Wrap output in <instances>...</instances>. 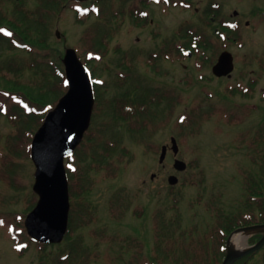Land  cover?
<instances>
[{"label": "rangeland", "instance_id": "obj_1", "mask_svg": "<svg viewBox=\"0 0 264 264\" xmlns=\"http://www.w3.org/2000/svg\"><path fill=\"white\" fill-rule=\"evenodd\" d=\"M3 1L6 4L0 6L3 7L0 10H10L14 2ZM102 1L105 3H100L96 10L101 7L111 16L106 23L96 14L82 19V23L78 21L73 8L88 3V0L68 1L56 14L41 12L42 24L38 28H43L50 46L47 49L32 45L14 49L7 44L8 41L0 42V103H4L7 112H0V264H54L60 254L67 253L69 244L73 248L69 250L64 264H95V261L87 263L93 249H108L110 255L117 254L115 244H96L99 237L91 240L88 235L95 227L104 225L112 229L110 233L117 231L126 238L136 236L140 249L136 248L133 264H149V260H156L158 264H219L213 253H210L211 259L203 261L201 249L212 247L211 252L220 256V245L216 239L218 246H213L215 241L210 230L222 213L244 209L241 200L245 197V190L240 180L243 181L247 172H255L259 168L250 161L257 156L254 150L258 145L254 143L249 148L245 145L258 135L256 132L264 123V66L260 67L252 61L254 54L264 55V21L262 25H257L254 17H261L259 11L264 7V0H186L184 3L189 5L188 10L180 5L165 7L162 3L148 0H145L148 6L142 7L136 0L134 8H141L146 15L145 20L140 21L141 26H136L125 12L133 6L134 0H124L125 11L120 14L115 12L123 0ZM214 2L220 6L218 15L240 20L235 41L220 38L214 31L219 28L217 22L211 21L210 24L209 15L205 12ZM24 6L36 8L35 0H25ZM233 10L237 11V15L233 14ZM192 28L203 33L210 44L208 50L189 48V56L174 50L160 52L165 50L160 46L166 41L169 46L175 42L177 47L187 48L189 38L175 36L174 32ZM100 30L111 34L107 50L103 57H95L88 67L93 69L94 77L99 81L101 101L94 106V110L97 107L96 114H92L89 128L92 137L82 141L72 160L77 159V154L90 152L93 148L98 152V148L108 142L113 144L110 147L114 148L112 153L115 157L121 159V170L113 179H105L101 174L95 176L91 172L88 195L93 220L88 225L76 228V220H81V216H75L71 224L74 229L60 243L39 249L35 243L24 239L16 246L11 234L15 236L24 230L17 222L22 219L23 199L29 201L31 197L34 164L28 157L26 144L29 141L20 137L21 124L15 116L21 113V92L7 90L6 87L11 89L10 82H18L28 85L34 93L50 88L54 78H47V74L55 66L63 68L59 55L64 53L65 47L78 49L83 60L88 55L85 51L89 49L83 45L82 37L87 31L96 35ZM0 32L9 34L4 27L0 28ZM56 32L60 33V37ZM16 42L24 44L19 36ZM223 49L232 52L235 60L229 78H217L211 71ZM200 54L207 59L202 61ZM153 55L155 62L151 60L154 63L150 65ZM122 62L130 67L125 68ZM104 67L110 70H104ZM251 69L254 74H251ZM257 74L261 75L258 82L254 78ZM125 77L123 83L120 78ZM252 78L256 84L250 98L230 92L229 89L237 84L247 87ZM136 87L139 94L153 91L158 95L164 94L166 98L159 100L158 108L155 107V129L148 127L132 135L124 126L111 124L109 115L104 116L102 112V104L105 99L133 91ZM48 100L51 103L54 97ZM248 102L253 105L247 111L245 104ZM169 103L172 111L167 116L170 106L165 107ZM171 137L178 144L176 154L171 150ZM162 145H167L166 155L159 162ZM175 158L186 163L184 170L173 166ZM171 175L178 178L174 185L168 182ZM120 189L128 196V202L124 214L120 212L122 218L117 225L109 223L107 207L110 194ZM74 209L73 214L77 211L79 214L77 204ZM134 213L135 220L132 218ZM84 218H89V214L86 213ZM156 225L160 229L156 230ZM180 231L191 233L181 235ZM156 232H159L157 243L154 241ZM198 255L204 263L198 262ZM125 258L128 259L127 255ZM248 264H264V248Z\"/></svg>", "mask_w": 264, "mask_h": 264}, {"label": "water", "instance_id": "obj_2", "mask_svg": "<svg viewBox=\"0 0 264 264\" xmlns=\"http://www.w3.org/2000/svg\"><path fill=\"white\" fill-rule=\"evenodd\" d=\"M59 36V33H57ZM68 90L45 116L31 141L30 157L35 164V181L32 186L39 195L36 205L27 214L24 225L30 237L39 242H59L63 238L68 222V182L64 157L71 154L81 141L90 124L94 105V93L87 68L78 59L73 48H67L63 57ZM233 69L232 55L224 51L213 66L215 75L228 74ZM173 150L177 151L172 138ZM165 156L163 147L160 161ZM175 168H185L184 162L175 160ZM176 177L170 176L169 183ZM249 233L261 231L263 236L254 245L242 248L231 246L228 239L226 256L221 264H232L242 256L257 250L264 244V225L240 228ZM245 238V237H244Z\"/></svg>", "mask_w": 264, "mask_h": 264}, {"label": "trees", "instance_id": "obj_3", "mask_svg": "<svg viewBox=\"0 0 264 264\" xmlns=\"http://www.w3.org/2000/svg\"><path fill=\"white\" fill-rule=\"evenodd\" d=\"M65 0H44L45 4L47 5L44 8L45 13L49 12H56L58 9H60L61 3ZM16 4V3H15ZM12 19H7L5 16L0 15V24L2 22H5L9 24V26L12 27L13 30L17 32L18 35L21 36L22 40L25 43H29L34 46L42 47L47 49L49 48V44L47 42L46 36L41 37V31L37 29V19L34 18L33 10L27 8L24 9L20 5H14L12 8ZM130 17H133L132 12L130 14ZM94 45L97 47L94 48L95 51L99 52L100 48L105 46V43H102L100 40L97 39L95 41ZM61 76L63 79V71H59L56 69V67H53ZM51 71L47 74V78H54L53 83H62L60 82L58 73H54ZM59 80V81H58ZM41 88V87H40ZM43 90V91H42ZM42 90H39L37 93H34L32 88L23 86L21 88V93L23 94V98L26 102H29V107L24 112L22 109V112L17 115V119L21 124V134L20 137L26 138L29 133H32L33 128L37 127L41 119L43 118L44 114L42 113L43 107L48 103V98L51 95H57V90L54 88H43ZM61 94V93H59ZM59 94L57 96H59ZM130 102V106H132V109L130 112L124 110V107L127 105L121 101H118L117 104L112 103V111L110 112L114 120H121L126 122L127 120L135 117H141L146 114V111H144V104L145 101L130 99L128 100ZM121 102V103H120ZM137 104V105H136ZM129 105V104H128ZM143 118V117H141ZM144 127H138L137 130L143 129ZM130 131L133 133L134 129L130 128ZM89 138V135L87 136ZM257 156L254 158L253 162L257 165H259L257 171H251L246 176L245 179L247 181V191H248V198L246 201L247 206L249 205V201L253 200L254 197H257L255 199V205L257 209L260 211V217L256 216L254 212L252 211L251 214H248V208L245 207V209L241 211H245L244 213H233V214H223L221 216V223L220 226L222 227L223 231L226 233L222 235V239L224 242V239L226 236L237 226L239 225H245L249 223H253L255 221H264V149L259 148L256 150ZM68 173L70 172L67 169ZM34 204V201L31 200H25V206L23 208V211L27 212ZM252 205V202H251ZM247 260V257L242 258L235 264H245V261Z\"/></svg>", "mask_w": 264, "mask_h": 264}, {"label": "flooded vegetation", "instance_id": "obj_4", "mask_svg": "<svg viewBox=\"0 0 264 264\" xmlns=\"http://www.w3.org/2000/svg\"><path fill=\"white\" fill-rule=\"evenodd\" d=\"M220 12V11H219ZM260 14H261V17L258 16H254L256 18L255 20V23L257 25H262L263 21H264V16H263V9L260 8ZM211 15H213L214 17L217 16V19L219 20L220 19V15H218V12H211ZM248 23V22H247ZM230 27H233V25H229ZM255 64H257L258 66L260 67H263L264 66V55H261L260 53H257V54H254L253 55V60H252ZM255 71H253V69H251V74H254ZM255 79H257V82L258 80L261 78V75H255L254 76ZM255 80L252 78L251 80V87L254 89L255 88ZM114 191V190H113ZM113 193V192H112ZM121 260L119 257L116 258V264H120ZM97 264V263H95Z\"/></svg>", "mask_w": 264, "mask_h": 264}, {"label": "bare ground", "instance_id": "obj_5", "mask_svg": "<svg viewBox=\"0 0 264 264\" xmlns=\"http://www.w3.org/2000/svg\"><path fill=\"white\" fill-rule=\"evenodd\" d=\"M243 242H244V236L235 235V237L232 239L231 246L236 249L238 246L242 245Z\"/></svg>", "mask_w": 264, "mask_h": 264}]
</instances>
